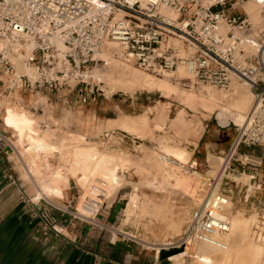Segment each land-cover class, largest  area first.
Masks as SVG:
<instances>
[{
	"label": "built area",
	"instance_id": "1",
	"mask_svg": "<svg viewBox=\"0 0 264 264\" xmlns=\"http://www.w3.org/2000/svg\"><path fill=\"white\" fill-rule=\"evenodd\" d=\"M245 1L0 0V128L10 109H24L26 96L47 95L46 102L29 106L42 117L58 101L88 104L94 93L81 73L98 63L95 54L108 45L117 46L126 63L155 76L185 67L199 87L229 90L234 81L247 84L253 105L243 124L234 125L236 138L218 174L201 180L202 203L183 241L225 250L220 236L229 233L231 222L224 215L235 201L229 175L249 172L256 182L263 167L261 158L242 152L264 150V37H254L251 24L238 14ZM19 65L34 77L19 74ZM100 184L74 207L46 202L45 209H35L45 232L62 235L60 221L66 216L96 225L107 197ZM44 201L36 197L29 203L38 208Z\"/></svg>",
	"mask_w": 264,
	"mask_h": 264
},
{
	"label": "rangeland",
	"instance_id": "2",
	"mask_svg": "<svg viewBox=\"0 0 264 264\" xmlns=\"http://www.w3.org/2000/svg\"><path fill=\"white\" fill-rule=\"evenodd\" d=\"M252 3L253 0H246L237 12L251 24V34L263 38L264 8L249 15L247 9ZM112 55L116 61L142 76L168 80L174 87L173 93L163 95L140 87L133 88L134 91L128 93L116 88L110 93L112 88L109 82L92 77L96 69L103 74L108 73L104 59L94 56L98 63H93L89 71L81 73L90 86L89 91L94 93L88 104L64 106L58 101L50 106L48 115L42 117L31 111L29 106L36 100L46 102L47 98L44 97L47 95H39L35 99H30V96L25 98L24 109L38 117L37 131L47 138L50 137L49 142L56 149L50 156L40 154L36 159L37 157L27 153V157L23 145L18 144L20 138L16 128L14 131L6 128L4 121L2 128L13 132L15 146L21 148L19 150L23 152L26 162H29V170L44 196L49 194L43 190V181L52 186L55 194L57 190L62 191L68 185L70 178H74L82 191V202L91 188L97 186L99 180H103L107 185L105 190L108 198L105 204L111 203L120 191L127 195L126 211L123 212L120 227L126 238L136 242L150 259L156 257V264H192L195 243L184 245L183 241L186 239L193 213L199 208L194 203V188L197 189L206 176L217 175L212 173L220 171L225 155L236 138L235 122H220L219 111L214 105L207 104L203 98L208 91L218 97L230 96L234 84L244 86V83L234 82L229 90L199 87L190 74L179 77L180 73H188L185 67L179 69L180 71L155 76L126 63L118 54ZM189 93H192L193 98L188 96ZM49 98L53 100L54 94L49 95ZM21 139L24 141L27 138L22 136ZM162 139L174 140L191 152V163L187 167L199 173L197 180L189 172L182 173L183 170L161 162V151L156 150V143ZM26 144L27 142L24 146ZM195 148L197 152L194 155ZM247 151L260 157L263 167L256 176V182L249 179L252 177L249 172H246L247 178L243 177L246 174L237 177L233 173L229 175L234 181L229 184V189L235 194L233 220L240 221L244 228L249 229L253 226L254 217L260 222L256 227L259 232L256 229L254 232L264 235V150ZM242 152H245V148ZM86 154L93 155L96 163L90 162L87 167L76 168L75 160ZM145 156L155 157L159 166L151 168L149 162L143 160ZM133 161L136 162L137 169L127 167V163L131 162L132 165L135 163ZM194 165L196 168H192ZM217 166L220 168L217 169ZM164 167L168 169L165 171ZM167 171L171 172V177L167 175ZM175 175L185 177L193 183L190 191L193 195L177 184ZM30 177L31 175L26 176L28 182L32 183ZM241 177L245 180L241 181ZM54 194H50L51 197H56ZM174 225H178L176 231ZM164 237L168 238L167 244ZM164 244L174 246L166 248ZM203 260L205 261L200 258L201 264L204 263Z\"/></svg>",
	"mask_w": 264,
	"mask_h": 264
},
{
	"label": "crops",
	"instance_id": "3",
	"mask_svg": "<svg viewBox=\"0 0 264 264\" xmlns=\"http://www.w3.org/2000/svg\"><path fill=\"white\" fill-rule=\"evenodd\" d=\"M14 139L13 132L0 128V264L157 263L156 257L150 259L120 231L127 201L123 191L106 204L96 225L71 221L66 216L60 221L62 235L46 233L35 209H45L46 202L74 207L82 198V191L74 178H70L61 197L44 196L45 201L33 208L29 201L41 195L40 188ZM247 150L246 153L254 155ZM196 152L195 148L194 155ZM30 175L32 183L26 178Z\"/></svg>",
	"mask_w": 264,
	"mask_h": 264
},
{
	"label": "bare ground",
	"instance_id": "4",
	"mask_svg": "<svg viewBox=\"0 0 264 264\" xmlns=\"http://www.w3.org/2000/svg\"><path fill=\"white\" fill-rule=\"evenodd\" d=\"M263 8H264V0H253V3L247 9V12L249 15H254L256 12L260 11ZM112 46H114L115 49L114 48L112 49ZM114 53L118 54V47L115 45H108L105 48H103L101 51L97 52L95 56L104 59V61L106 62L108 66V70H107L108 73L103 74L101 73V71H98V69H96L93 72L94 75H92V77L94 76L95 78H97V80H100V81L105 80L106 82H109L112 88L110 93H113L116 88L121 89L125 93L133 92L134 91L133 88H138V87H140V89L157 91L159 93H163V95H169L173 93L174 87L170 84L168 80L166 79L160 80V79L148 78V77L142 76L138 74L137 72L133 71L131 68L127 67L126 65H122L121 63L116 61L114 58V55H112ZM179 69H183V67H179L177 70ZM187 72H188L187 74L180 73L179 77L188 76L190 73L188 70ZM18 73L26 74V75H29L30 77H34V73L22 65L18 66ZM234 82H238V81H234ZM244 86H241L239 84H234V89L231 95L226 96V97H218L215 93L208 91V94L206 95L205 98H203V100H205L207 104L214 105L215 106L214 108L219 111L218 116H219L220 122L229 123L230 121H233L237 125H242L244 122L246 113L249 112V110L251 109L253 105L252 103L254 102L253 91L247 84L244 83ZM188 96L193 98L192 93H189ZM37 118L38 117L34 115L32 116V114L26 109H20V110L10 109L8 111V114L4 117V120H3L4 126L6 128L12 129L13 131H14V128H16L19 138H20L18 141L19 142L18 144L21 143V146L23 145V148L26 153L24 154L27 157H29L27 153L33 155L34 157H37L40 154L49 155L51 154L52 151L56 150L54 149V145L49 142L50 137L47 138L43 136L42 133L38 132L39 130L37 131L36 129V119ZM142 121L144 120H141V122ZM132 124L136 126L135 123H132ZM142 124H145V123H142ZM42 132L44 133V131ZM22 136H25V138L27 139L23 141L24 138L21 139ZM26 142L27 144L24 146ZM156 146H157L156 150H159V152L161 151L160 152L161 162H165L167 166L172 165L173 167L175 166L178 169L183 170L182 173L184 172L188 173L187 170L189 169L187 165L191 163V157H192L191 152H188L187 150L182 148L180 145H178L176 141L171 140V139H162L156 143ZM20 153L21 152H19V154ZM92 156L93 155L86 154L83 158L78 157L74 162L76 163V168L81 167V166L87 167V164H89L90 162H92V164L96 163V161L92 158ZM36 159H38V157ZM28 160H31V159H28ZM143 160L148 161L151 168H155L159 166V163H157L155 157L145 156ZM24 161L25 159L23 160V162ZM127 167L129 169H133V168L135 169L136 162L132 165H131V162H128ZM219 168L217 166V169ZM166 169L168 168H165L164 170L166 171ZM161 171L164 172L163 170ZM137 172L139 174L140 170ZM194 172L195 173L192 176H194L193 178L197 180L200 175L197 171H194ZM216 172L212 174H218ZM167 175L169 177L172 176L171 172L170 173L168 172ZM176 177L177 179L175 180L177 184L180 185L189 194L191 189L193 188L192 187L193 183H190L189 182L190 180H186L185 177H180V176L179 177L176 176ZM243 177L247 178L248 175L246 174ZM240 180L243 181L245 179L241 177ZM99 181L101 182L102 186L106 188L107 186L106 183L103 180H99ZM47 183H48L47 181H43L42 183L43 190H45L46 193L49 195L54 194L53 192L54 189L51 188L52 186L51 185L49 186ZM199 189H200L199 186H197V189L194 188L195 201L194 199L193 201L194 203H196L195 205L197 208L198 207L200 208V205L202 203V196H200L199 194ZM42 192H41V195L39 194L41 197H39V195L37 196L38 199L44 197L43 195L44 193L42 194ZM54 195L56 197H61L62 191L57 190ZM190 195H193V193L192 194L190 193ZM49 197H51V195ZM233 205L234 204L231 203L228 206L226 213L224 215L226 218L230 220L231 229L229 233H226L220 236V240L225 244L226 249L222 250V249H218V248L206 245V244L195 243L194 244L195 250L193 252L194 259L192 261V264H201L200 258L205 259V261L203 260L204 262L203 264H264V235H259L254 232L256 227L260 225V222L257 219H254L253 217L252 219L254 221L253 226L249 229L244 228L242 223L238 220L234 222ZM173 228H175V231H176L178 228V225H174ZM164 240H165V244H167L168 238L164 237ZM165 244L163 246H165L166 248L174 246V245H165Z\"/></svg>",
	"mask_w": 264,
	"mask_h": 264
},
{
	"label": "water",
	"instance_id": "5",
	"mask_svg": "<svg viewBox=\"0 0 264 264\" xmlns=\"http://www.w3.org/2000/svg\"><path fill=\"white\" fill-rule=\"evenodd\" d=\"M192 168H196V165H194ZM168 264V263H167Z\"/></svg>",
	"mask_w": 264,
	"mask_h": 264
}]
</instances>
